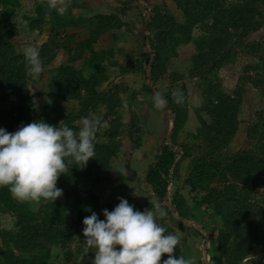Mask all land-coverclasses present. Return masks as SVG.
<instances>
[{
	"label": "trees",
	"instance_id": "16d2710c",
	"mask_svg": "<svg viewBox=\"0 0 264 264\" xmlns=\"http://www.w3.org/2000/svg\"><path fill=\"white\" fill-rule=\"evenodd\" d=\"M69 1L63 12L60 7L49 10L46 1L36 3L30 10L32 16H25L20 14V0H0V99L8 100L10 106L0 107V127L14 132L23 124L43 119L53 126L66 124L78 131L82 117L89 118L91 112L100 109L105 124L94 141L95 157L82 169L69 159L68 171L58 178L57 187L69 202L58 199L55 203L20 202L8 187L0 188V264H55L54 249L67 264H92L94 252H89L83 261L80 259L85 246L82 221L92 211L104 219L102 210L109 207L103 206L91 190H81L79 183L107 181L101 173L110 169L121 151L125 124L119 109L127 110L130 120L127 136L132 139L134 149L140 147V140L133 139V135L139 134L141 123L132 95L124 103L125 87L116 84L101 89L109 78L107 68L117 65L113 47L122 39L117 33H132L133 24L121 18L137 0H117L122 6L118 14L92 13L84 0ZM145 1L150 13L145 28L147 35L140 45L145 47L147 42L151 54L141 52L143 59L134 64L135 69L149 66L154 90L146 84L144 91L158 92L163 81L175 86L185 77L173 71L168 77L166 74L171 61L178 56L179 47L191 43L195 53L190 58L187 77L200 96V104L193 110L198 125L189 134L192 140L183 142L179 137L188 117L185 85L181 84L179 90L159 91L167 100L166 108L174 114L173 131L171 144L161 146L146 170L144 182L157 201L145 204V210L159 203L174 221L172 225H163L172 234L174 224L185 225L170 214L164 205L166 200L180 218L199 223L205 232L207 227L202 221L216 219L212 241L206 250L208 264H264L262 259H248L253 251L264 252V116L261 113L246 128V138L253 147L229 151L241 124L243 96L248 89H254L264 99V40L250 39L264 27V0H171L180 12L179 17L169 12L163 2ZM19 16L31 32L42 33L46 29V40L36 46L44 69L40 76L48 71L58 53L66 56L64 64L49 72L48 103L37 111L31 108L32 78L26 75L23 53H18L14 45L20 31ZM108 34L113 47L98 48V42ZM239 54L250 62L242 66L235 86L228 92L222 86L219 71L235 63ZM132 67V64L122 67L123 73ZM174 92L179 96L178 102L172 95ZM57 102L75 103L76 107L66 111ZM186 158L188 172L183 184L193 195L192 206L178 189L168 195V187L179 178L180 165ZM194 211H208L207 219L199 218ZM3 215L12 221L10 230L1 226ZM193 231L202 237L201 232ZM174 255L182 256L179 244ZM166 258L167 254L162 255V261Z\"/></svg>",
	"mask_w": 264,
	"mask_h": 264
},
{
	"label": "rangeland",
	"instance_id": "374dc122",
	"mask_svg": "<svg viewBox=\"0 0 264 264\" xmlns=\"http://www.w3.org/2000/svg\"><path fill=\"white\" fill-rule=\"evenodd\" d=\"M45 1L46 0H20V14L32 16L30 10L35 6V4L43 3ZM84 1L87 4L86 6L89 8L88 10H90L92 13L118 14L119 10L122 8L117 0ZM148 1L163 2L169 12H171L176 17L180 16V12L175 8V5L171 0ZM64 3L68 7L70 1L64 0ZM130 6L131 7L127 8L125 15L122 16L121 19L133 24L131 28L132 33H117L118 37L122 36V39L117 40L114 47L111 43V34H108L98 42L97 47L105 49H109L111 47L114 48V60H116L115 62L117 65L107 68L106 73H108L109 78L103 84L101 89L105 90L106 88L116 84L125 87L127 89V93L122 96L124 103L127 102L129 100L128 97L132 95L134 109L141 123L139 127V134L137 133L133 135V139L135 138V140H140V147L134 149V143L132 139L127 136L128 126L130 123L127 110L125 108L119 109L121 111L125 127L123 128L121 134L120 153H118L117 157L113 159L110 169L101 173L103 177L107 178V181L100 183L80 181L79 188L85 191L91 190L96 196L100 198L103 206L109 207V211H111L119 203L118 197H123L134 206V209L141 207L143 212L147 211L144 207L145 204H152L157 201L149 187L144 182V176L148 165L154 161L156 154L167 140V136L171 127L172 114L170 110L166 108V106L163 109L157 108L155 106V96L153 92L152 94H147L144 91L143 87L146 84L149 85L148 66H145L142 69L134 68L135 61L142 58L141 52H147L148 54H151L148 45L145 47L140 45L143 37L147 35L144 23L150 13V7L145 0H137ZM60 8L61 12H63L65 9L63 6ZM17 22L20 31L17 37L14 39V45L18 53H23V50L28 46L36 47L46 40V29L43 30L42 33L39 31L31 32L27 28L26 21L20 16L17 18ZM81 36L82 38L84 37L83 35ZM250 39H257L260 41L264 40V27L253 33ZM177 52L178 56L171 61L166 77H168L172 71L184 74L185 77L181 79L175 86H171L169 82L163 81L158 85L157 91H168L171 89L179 90L181 84L185 85L188 96V117L184 129L180 134L179 140L188 142L189 140H192L191 137H189V134L194 133L198 125L193 110L200 104L199 92L193 85L192 81L187 77V70L190 67V58L195 53V49L194 46L189 43L179 47ZM65 62L66 56L62 52L58 53L48 71L42 76L32 79L29 82L32 110L37 111L41 109L45 103H48V98L46 96V85L49 72L53 71L55 68H57V66L64 64ZM248 62H250V60L246 56L239 54L235 60V63L229 64L219 71V78L221 79L222 86L226 91L229 92L233 89L237 78L241 73L242 66ZM131 64L133 67L127 73H123L122 67H125V65L130 66ZM151 87L152 90H154L152 84ZM57 103L63 105L66 111H72L76 107L75 103ZM0 107L2 109H9L10 106L8 100L1 98ZM257 113H261L262 116H264V99L261 98L254 89H248L246 94L243 96L239 115L241 124L235 139L229 147L230 152L244 151L253 147V143L246 138V128L250 122H256ZM97 117L100 119L102 125L101 127L103 128L105 126L102 121L103 109L91 112L89 115V119ZM80 124L82 126V123ZM140 132L144 135H141ZM194 143L198 144L197 141H194ZM176 150L180 152L179 149ZM188 161V158L183 159L179 169V178L168 187V195L170 196L173 190L178 189V191L186 198L189 206H192L193 195L183 184L184 178L188 172ZM67 188L68 187L66 186V189ZM57 199L60 201L69 202V200L63 194ZM167 201L169 200H166L164 203L166 206ZM194 213L199 218H204L205 214H208L209 212L194 211ZM170 214L173 215L172 212ZM205 219L207 218L205 217ZM173 222L174 221L171 219L170 215H166L160 221L162 226L166 224L172 225ZM202 222L207 227L206 232H201L202 237L198 236L193 231L196 230L193 227L186 226L185 224V227H175V224L173 226L175 229L174 234L180 237L179 248L182 256L186 259L191 258L193 264H203L205 258L206 264L209 262V257L207 254V256L204 254V251L208 249L212 241L211 236L213 235L212 231H214L216 228V219L208 218ZM197 224L201 226L199 223ZM1 226L9 230L12 228V221L7 215H3L1 217ZM52 255L54 256L52 261L55 264H67L63 261L58 250H52ZM248 259L264 260V252L259 250L253 251Z\"/></svg>",
	"mask_w": 264,
	"mask_h": 264
},
{
	"label": "clouds",
	"instance_id": "9594fccd",
	"mask_svg": "<svg viewBox=\"0 0 264 264\" xmlns=\"http://www.w3.org/2000/svg\"><path fill=\"white\" fill-rule=\"evenodd\" d=\"M46 6L49 10L67 7L64 0H46ZM23 56L26 75L38 78L44 71L39 48L28 46ZM172 95L178 102V94ZM154 96L155 106L163 109L167 104L164 95L156 92ZM101 126L98 117H82L78 131L43 119L23 124L14 132L0 127V188L8 187L20 202L55 203L63 194L57 181L68 171L69 159L82 169L95 157L94 141ZM118 200L111 211L102 210L104 219L94 211L83 219L81 261L94 252L92 264H193L191 258L174 255L180 237L161 225L167 212L159 203L142 212L127 199ZM164 254L167 258L162 261Z\"/></svg>",
	"mask_w": 264,
	"mask_h": 264
},
{
	"label": "water",
	"instance_id": "95a60500",
	"mask_svg": "<svg viewBox=\"0 0 264 264\" xmlns=\"http://www.w3.org/2000/svg\"><path fill=\"white\" fill-rule=\"evenodd\" d=\"M148 18H149V15L147 16V19H146V21L144 23V27L145 28H146V25H147ZM146 45H147V42H146ZM148 71H149V66H148ZM148 75H149V73H148ZM148 83H149V87L152 89V87H151V79L150 78L148 79ZM152 92H153V94L155 93L154 91H152ZM173 120H174V114H172L171 127H170V131L168 133V136H167V140L164 142L163 145L171 144L170 141H171V136H172V131H173ZM166 203H167L168 209L173 213L174 217L176 219H178L181 223L185 224L186 226L193 227V228H195L198 231L205 232V231H203L202 227L199 226L197 223L191 222V221H187L185 219L180 218L178 216L175 208L170 203V201H167ZM204 254L206 255V251H204ZM203 264H206V261H204Z\"/></svg>",
	"mask_w": 264,
	"mask_h": 264
}]
</instances>
